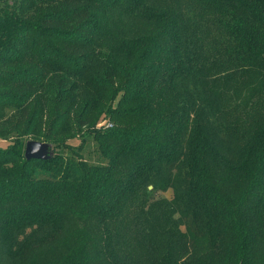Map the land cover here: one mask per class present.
Returning <instances> with one entry per match:
<instances>
[{
	"label": "trees",
	"instance_id": "1",
	"mask_svg": "<svg viewBox=\"0 0 264 264\" xmlns=\"http://www.w3.org/2000/svg\"><path fill=\"white\" fill-rule=\"evenodd\" d=\"M0 138V264H264V0H0Z\"/></svg>",
	"mask_w": 264,
	"mask_h": 264
},
{
	"label": "rangeland",
	"instance_id": "2",
	"mask_svg": "<svg viewBox=\"0 0 264 264\" xmlns=\"http://www.w3.org/2000/svg\"><path fill=\"white\" fill-rule=\"evenodd\" d=\"M115 15L116 14H113V18ZM113 27L120 29L119 26ZM4 110L6 117H9L15 111V108L13 106H8L5 107ZM107 119V116H102L98 120L96 128H99L100 124L108 122ZM92 138L93 137L88 133H83V135L80 137L68 140L67 144L70 145L71 149L77 148L80 146V144H82L81 146L84 159L90 164H98L101 161V157L95 150V144ZM9 140L11 139L4 140L0 138V148H5L10 142ZM29 140H31V138H25L23 145H25V143ZM53 152L54 154H59L63 157H71V151L66 148H57L53 150ZM173 199L174 193L172 188H168L167 190H152L150 194V200L145 208V210H149V212H147L144 217L153 222L163 223L167 221H176V224H183L184 218L180 215L177 207L174 205ZM182 229L184 228L182 227Z\"/></svg>",
	"mask_w": 264,
	"mask_h": 264
},
{
	"label": "water",
	"instance_id": "3",
	"mask_svg": "<svg viewBox=\"0 0 264 264\" xmlns=\"http://www.w3.org/2000/svg\"><path fill=\"white\" fill-rule=\"evenodd\" d=\"M53 156L51 146L48 143L29 140L25 143L24 158L29 161H47ZM151 189V187H149Z\"/></svg>",
	"mask_w": 264,
	"mask_h": 264
},
{
	"label": "built area",
	"instance_id": "4",
	"mask_svg": "<svg viewBox=\"0 0 264 264\" xmlns=\"http://www.w3.org/2000/svg\"><path fill=\"white\" fill-rule=\"evenodd\" d=\"M99 127L111 128L112 124L109 122H106V123L100 124Z\"/></svg>",
	"mask_w": 264,
	"mask_h": 264
}]
</instances>
